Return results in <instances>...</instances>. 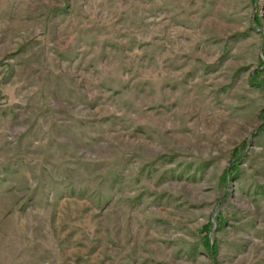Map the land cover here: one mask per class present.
I'll use <instances>...</instances> for the list:
<instances>
[{"label":"rangeland","instance_id":"rangeland-1","mask_svg":"<svg viewBox=\"0 0 264 264\" xmlns=\"http://www.w3.org/2000/svg\"><path fill=\"white\" fill-rule=\"evenodd\" d=\"M0 264H264V0H0Z\"/></svg>","mask_w":264,"mask_h":264}]
</instances>
